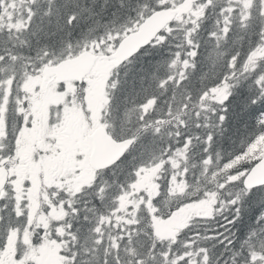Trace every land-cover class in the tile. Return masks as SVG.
<instances>
[{"label": "snow or ice", "instance_id": "6c2138e0", "mask_svg": "<svg viewBox=\"0 0 264 264\" xmlns=\"http://www.w3.org/2000/svg\"><path fill=\"white\" fill-rule=\"evenodd\" d=\"M0 264H264V0H0Z\"/></svg>", "mask_w": 264, "mask_h": 264}, {"label": "trees", "instance_id": "16d2710c", "mask_svg": "<svg viewBox=\"0 0 264 264\" xmlns=\"http://www.w3.org/2000/svg\"><path fill=\"white\" fill-rule=\"evenodd\" d=\"M251 122L252 117H245L242 112L236 113L234 109L233 118L229 122L228 131L225 134L224 140L222 141L223 148L230 150L234 140H239L243 138L250 131ZM247 222L248 221L246 218L245 223Z\"/></svg>", "mask_w": 264, "mask_h": 264}]
</instances>
